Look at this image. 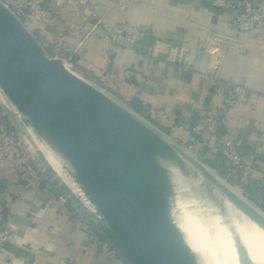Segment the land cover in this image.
Wrapping results in <instances>:
<instances>
[{
    "label": "crops",
    "instance_id": "obj_1",
    "mask_svg": "<svg viewBox=\"0 0 264 264\" xmlns=\"http://www.w3.org/2000/svg\"><path fill=\"white\" fill-rule=\"evenodd\" d=\"M121 23L146 30L148 38L134 49L112 41L102 26ZM23 25L119 104L140 103L143 121L175 144L189 140L195 116L240 86L243 101L228 109L218 140L195 146L192 155L264 215V37L239 32L210 0H87L86 7L50 0L31 9ZM1 101L0 117L18 135L35 178L25 185L10 165L0 169V223L11 232L0 264H128ZM227 140L242 154L238 172L224 168Z\"/></svg>",
    "mask_w": 264,
    "mask_h": 264
},
{
    "label": "water",
    "instance_id": "obj_2",
    "mask_svg": "<svg viewBox=\"0 0 264 264\" xmlns=\"http://www.w3.org/2000/svg\"><path fill=\"white\" fill-rule=\"evenodd\" d=\"M0 90L35 140L63 164L84 208L128 264H195L159 198L197 193L236 264H257L226 205L264 230V215L196 158L82 79L0 3ZM224 201L226 203H224Z\"/></svg>",
    "mask_w": 264,
    "mask_h": 264
},
{
    "label": "built area",
    "instance_id": "obj_3",
    "mask_svg": "<svg viewBox=\"0 0 264 264\" xmlns=\"http://www.w3.org/2000/svg\"><path fill=\"white\" fill-rule=\"evenodd\" d=\"M47 1L50 0H0V3L10 10L23 24L27 13L31 9L43 6ZM74 1L80 7L87 6V0ZM210 4L215 10L225 12L231 24L239 32L260 38L264 37V1L210 0ZM102 27L105 28L107 36L112 41L121 40L128 49H134L136 44L149 36V32L146 30L124 23L114 25L110 30L105 25ZM53 57L59 56L54 55ZM61 59L65 66L70 69V58ZM244 96L242 88L235 86L223 103L214 106L208 105L205 113L195 116L187 126L189 140L185 144L177 145L192 155L195 146L207 147L210 143L217 141L224 130L228 109L233 103L243 101ZM8 113L19 118L15 109L8 110ZM139 118L143 120V118ZM224 149V168L229 173L242 170L244 168L242 154L235 143L231 140L225 141ZM8 165L12 168L14 178L22 184L28 185L35 178L30 157L26 155L21 147L18 135L8 127L2 115L0 117V169ZM10 238L9 227L0 223V249L8 244Z\"/></svg>",
    "mask_w": 264,
    "mask_h": 264
},
{
    "label": "bare ground",
    "instance_id": "obj_4",
    "mask_svg": "<svg viewBox=\"0 0 264 264\" xmlns=\"http://www.w3.org/2000/svg\"><path fill=\"white\" fill-rule=\"evenodd\" d=\"M40 145L48 162L54 166L62 180L79 200L87 203L83 192L73 182L63 164L44 144L40 143ZM159 198L173 222L176 235L195 264H236L228 244L225 243L221 228L216 219H210L212 212L197 193L184 191L179 186L163 184L159 191ZM226 208L253 259L257 264H264V230L228 204ZM197 225L202 234L200 237L190 234L193 227ZM215 242H219L220 245L227 244L224 246L230 255L227 262L219 255Z\"/></svg>",
    "mask_w": 264,
    "mask_h": 264
},
{
    "label": "rangeland",
    "instance_id": "obj_5",
    "mask_svg": "<svg viewBox=\"0 0 264 264\" xmlns=\"http://www.w3.org/2000/svg\"><path fill=\"white\" fill-rule=\"evenodd\" d=\"M3 97H4V101H1V104L3 105V106H6L7 108H9V110H13V106L10 104V102L6 99V97L3 95ZM3 100V99H2ZM14 119H16V120H20V117L18 118V117H16V116H14V115H11ZM10 116V117H11ZM21 121V120H20ZM23 130V132H24V134L25 135H28L29 133H30V131L28 130V128L26 127V125H25V127L22 129ZM29 132V133H28ZM31 134V133H30ZM32 135V134H31ZM33 136V135H32ZM38 144V143H37ZM38 147H39V149L40 150H42V146L41 145H39L38 144ZM44 152V151H43ZM46 156V155H45ZM47 159V158H46ZM48 161V160H47ZM49 163V162H48ZM50 164V163H49ZM50 166H52V168H54V166L52 165V164H50ZM55 169V168H54ZM56 171V170H55ZM58 174V173H57ZM61 177V176H60ZM66 184V183H65ZM67 185V184H66ZM210 219H215L214 218V216L213 215H211L210 216ZM190 234H192L193 236H195V237H200L202 234H201V231H200V228H199V226L197 225V226H194L193 227V230H191L190 231ZM226 243V242H225ZM215 244H216V246H217V250H218V253H219V255L221 256V257H223V259H225V261L227 262L228 260H229V256L230 255H228V253L226 252L227 251V249L226 248H224V246L225 245H227V244H222V245H220V243L219 242H215Z\"/></svg>",
    "mask_w": 264,
    "mask_h": 264
},
{
    "label": "trees",
    "instance_id": "obj_6",
    "mask_svg": "<svg viewBox=\"0 0 264 264\" xmlns=\"http://www.w3.org/2000/svg\"><path fill=\"white\" fill-rule=\"evenodd\" d=\"M45 51L47 53L48 56H51L53 57L55 54L53 52L52 49L50 48H45ZM131 112H133L136 116H139V117H144V114L142 112V108H141V105L140 103H138L136 100H133L132 102L128 103L127 107ZM227 171V170H226ZM228 172V171H227Z\"/></svg>",
    "mask_w": 264,
    "mask_h": 264
}]
</instances>
